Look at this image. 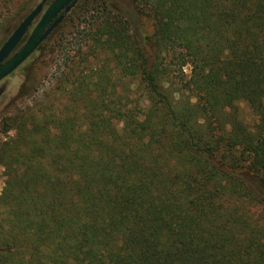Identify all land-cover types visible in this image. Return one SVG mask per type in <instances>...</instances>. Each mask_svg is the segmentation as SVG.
Listing matches in <instances>:
<instances>
[{
  "label": "trees",
  "instance_id": "obj_1",
  "mask_svg": "<svg viewBox=\"0 0 264 264\" xmlns=\"http://www.w3.org/2000/svg\"><path fill=\"white\" fill-rule=\"evenodd\" d=\"M72 13L0 119V264H264V0Z\"/></svg>",
  "mask_w": 264,
  "mask_h": 264
},
{
  "label": "rangeland",
  "instance_id": "obj_2",
  "mask_svg": "<svg viewBox=\"0 0 264 264\" xmlns=\"http://www.w3.org/2000/svg\"><path fill=\"white\" fill-rule=\"evenodd\" d=\"M41 1L42 0H0V48L13 33V31L18 27V25L22 22V20L28 15V13L32 9H34ZM52 1L53 0H50L47 3L42 14L49 7ZM80 1L81 0H79L77 4L72 7V9L66 14L71 15L72 10L80 3ZM42 14L40 15V17L42 16ZM73 14L74 12L72 13V15ZM40 17L34 22L33 26L30 28L28 34L19 45L16 52L19 51L25 44L30 33L38 23ZM71 25L72 24L69 22V20L64 18L61 25L56 30H54V32L47 38L46 41L42 43L41 46H44L42 48L43 50L38 52L36 51L30 57V61L33 65L31 71L25 70L24 72V66H21L10 77L0 83V119L4 115L14 114L20 107L24 108L27 105H30L32 103L34 104V97H39L36 90H38L40 85L41 88H43L42 91L44 90L45 85H47L48 87V81H52L53 79L52 63L54 62L52 59L56 57V55L53 56V54L51 53L49 46L52 43L51 41L54 39V34H58L56 33V31H70ZM147 30L151 31L149 25L147 26ZM48 40L50 41L48 42ZM34 55L36 56L34 57ZM26 63H28V60L25 62V64ZM185 73L186 75H190V67H185ZM43 81H47V83L42 84ZM14 133L15 132L11 131L9 135L12 137L14 136ZM8 139V136L4 135L0 131V144L7 141ZM5 173V168L3 166H0V196L2 195L5 188V182L7 178ZM0 209L2 208L0 207ZM4 217H6V215ZM0 222H2L4 225H7L8 218H2Z\"/></svg>",
  "mask_w": 264,
  "mask_h": 264
},
{
  "label": "water",
  "instance_id": "obj_3",
  "mask_svg": "<svg viewBox=\"0 0 264 264\" xmlns=\"http://www.w3.org/2000/svg\"><path fill=\"white\" fill-rule=\"evenodd\" d=\"M50 0H42L22 20L18 27L9 36L0 48V83L10 77L19 69L42 45L44 41L63 22V13H68L79 0H53L42 14L45 6ZM42 16L40 17V15ZM38 23L30 33L22 48L16 52L34 22Z\"/></svg>",
  "mask_w": 264,
  "mask_h": 264
}]
</instances>
